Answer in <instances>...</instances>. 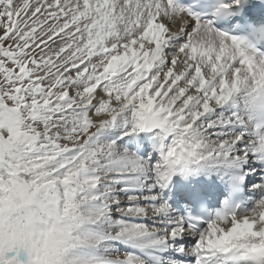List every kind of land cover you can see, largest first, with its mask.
I'll return each mask as SVG.
<instances>
[{"label":"snow or ice","instance_id":"obj_1","mask_svg":"<svg viewBox=\"0 0 264 264\" xmlns=\"http://www.w3.org/2000/svg\"><path fill=\"white\" fill-rule=\"evenodd\" d=\"M252 16L264 0H0V264H264ZM153 131L155 156L124 146ZM178 175L203 178L183 213Z\"/></svg>","mask_w":264,"mask_h":264},{"label":"bare ground","instance_id":"obj_2","mask_svg":"<svg viewBox=\"0 0 264 264\" xmlns=\"http://www.w3.org/2000/svg\"><path fill=\"white\" fill-rule=\"evenodd\" d=\"M155 132V131H153ZM151 132L147 133H140L138 135H135L133 139L129 143H127L128 149L132 151H138V154L140 155H152L155 156L156 153L153 151V144H154V138L155 136H150ZM126 144V143H125ZM182 179L181 176H176L173 178V185L172 187L168 190L167 195L174 191L177 182H180Z\"/></svg>","mask_w":264,"mask_h":264},{"label":"rangeland","instance_id":"obj_3","mask_svg":"<svg viewBox=\"0 0 264 264\" xmlns=\"http://www.w3.org/2000/svg\"><path fill=\"white\" fill-rule=\"evenodd\" d=\"M151 134H153L155 136V132H151ZM108 135H110L112 138H117V137H121L122 133L117 131V130H109ZM131 138H132V136L131 137H123V143H124L125 147L128 148V146H127V144H125V142H128Z\"/></svg>","mask_w":264,"mask_h":264}]
</instances>
